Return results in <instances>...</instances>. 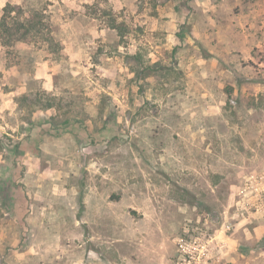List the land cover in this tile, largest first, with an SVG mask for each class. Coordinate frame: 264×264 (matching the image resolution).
I'll return each mask as SVG.
<instances>
[{
  "label": "rangeland",
  "instance_id": "obj_1",
  "mask_svg": "<svg viewBox=\"0 0 264 264\" xmlns=\"http://www.w3.org/2000/svg\"><path fill=\"white\" fill-rule=\"evenodd\" d=\"M8 5L42 33L0 39V138L24 154L0 264H189L184 244L224 264L233 233L264 248L243 236L264 214V0H0V21Z\"/></svg>",
  "mask_w": 264,
  "mask_h": 264
},
{
  "label": "trees",
  "instance_id": "obj_2",
  "mask_svg": "<svg viewBox=\"0 0 264 264\" xmlns=\"http://www.w3.org/2000/svg\"><path fill=\"white\" fill-rule=\"evenodd\" d=\"M18 11V16L12 17V14ZM22 14V9L18 6L8 5L5 8V14L0 21V39L2 45L5 47H12L17 42H30V37L39 35L42 33V28L38 22L33 20L23 21L19 17ZM109 28L116 31L118 36L123 37L126 32V26L123 23H118L115 18L110 21ZM50 46L58 47L59 44L55 42L53 38H48ZM139 59V57H138ZM47 107L51 108V105ZM5 139H7L5 141ZM5 139L0 138V151H6L9 149L5 165H0V197H4L8 200L7 207L11 205V197L5 196V193L15 189L14 173L13 169L19 165V158L24 154L21 150V142H15L12 138L6 136ZM10 154V155H9Z\"/></svg>",
  "mask_w": 264,
  "mask_h": 264
},
{
  "label": "crops",
  "instance_id": "obj_3",
  "mask_svg": "<svg viewBox=\"0 0 264 264\" xmlns=\"http://www.w3.org/2000/svg\"><path fill=\"white\" fill-rule=\"evenodd\" d=\"M205 109V114L217 115L220 112L218 105H211ZM251 228H247L244 237L247 241H264V214L258 215L253 221ZM219 250L224 264H264V248L247 246L239 247L238 237L233 233L231 235L219 236ZM263 245V244H262Z\"/></svg>",
  "mask_w": 264,
  "mask_h": 264
},
{
  "label": "built area",
  "instance_id": "obj_4",
  "mask_svg": "<svg viewBox=\"0 0 264 264\" xmlns=\"http://www.w3.org/2000/svg\"><path fill=\"white\" fill-rule=\"evenodd\" d=\"M252 187L258 195L257 203H255L257 208L264 207V176L261 178V182H256V185L253 184ZM182 248L183 252L189 257L188 260L186 259V262L189 264H209L210 258L205 252V249L207 250L206 246L201 247V249H197L198 253H196V255H193L194 252L188 244H184Z\"/></svg>",
  "mask_w": 264,
  "mask_h": 264
}]
</instances>
